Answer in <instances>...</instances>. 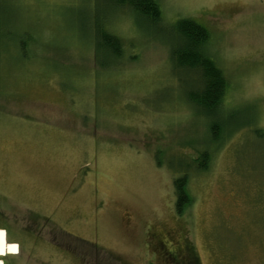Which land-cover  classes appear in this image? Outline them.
<instances>
[{
	"label": "rangeland",
	"instance_id": "374dc122",
	"mask_svg": "<svg viewBox=\"0 0 264 264\" xmlns=\"http://www.w3.org/2000/svg\"><path fill=\"white\" fill-rule=\"evenodd\" d=\"M157 2L152 24L109 0H0V228L26 242L4 264H164L189 244L201 264H264V0ZM183 18L207 28L226 74L220 119L255 121L221 144L187 102L196 78L173 67ZM99 24L123 42L107 67ZM184 171L193 201L180 216Z\"/></svg>",
	"mask_w": 264,
	"mask_h": 264
},
{
	"label": "trees",
	"instance_id": "16d2710c",
	"mask_svg": "<svg viewBox=\"0 0 264 264\" xmlns=\"http://www.w3.org/2000/svg\"><path fill=\"white\" fill-rule=\"evenodd\" d=\"M109 2L122 6L128 5L134 12L142 15L152 24H158L163 19L157 0H109ZM101 26L99 24L97 30L95 53L97 60L102 51L109 54L111 61L108 65L98 60L101 67H107L116 64L123 57V42L118 35L101 28ZM171 31L174 33V42L170 44L173 67L177 72L181 70V72L190 73L196 78L197 88L190 90L186 98L193 109L204 116L206 122L209 123L210 142H212L210 144H221L237 130L253 126L255 121L254 123L241 124L236 129H232L228 120H221L222 117L220 119V114L226 111L223 99L228 90V80L222 68L208 51L210 33L207 28L193 19L183 18L172 25ZM257 132L259 137L264 136L262 131L257 130ZM160 153L161 151H158L156 156L158 165L162 166L165 161L161 159ZM210 160L211 153L206 149L200 152L197 158L192 159V163L197 170H207ZM167 163L169 164V162ZM169 166L172 165L169 164ZM191 166V163L187 164L188 169ZM189 180L190 176L185 171L174 179L175 209L180 216L193 201L188 189ZM166 254L167 256L163 255L164 264H201L195 247L191 244L186 250Z\"/></svg>",
	"mask_w": 264,
	"mask_h": 264
},
{
	"label": "flooded vegetation",
	"instance_id": "af4514ba",
	"mask_svg": "<svg viewBox=\"0 0 264 264\" xmlns=\"http://www.w3.org/2000/svg\"><path fill=\"white\" fill-rule=\"evenodd\" d=\"M36 216H35V219L36 218H40V217H43L44 215H42L41 216V214L39 213V214H35ZM47 219V218H46ZM4 229L6 230V232H7V237H8V235H10V231L8 230V228H5L4 227ZM20 230H21V232H22V234H27V235H30L29 236V239H31V236H34L37 240H40L41 239V237L38 235V234H35V233H31L30 232V228L29 227H24V229H22V228H20ZM58 235H60V233H58L57 235H54V239L53 240H51L50 242H51V244L52 245H54L55 247H57L58 249L61 247V248H64V250L63 249H60V251H65L68 255H69V257L70 258H72V260H74V258H78V255H77V253H76V249L72 246V245H64V244H62L61 243V238H62V236L61 237H59L58 238ZM38 237V238H37ZM9 238H10V240L12 239L13 241L12 242H15V243H17L18 244V246H19V250L22 248V247H24L25 245H26V242H25V240L23 239V238H17V237H14V236H9ZM74 238H76V237H74ZM31 242L33 241V240H30ZM57 242V243H56ZM30 243V242H29ZM161 244V247H162V243H160ZM160 248H158V250H159ZM159 259V258H158Z\"/></svg>",
	"mask_w": 264,
	"mask_h": 264
},
{
	"label": "bare ground",
	"instance_id": "6f19581e",
	"mask_svg": "<svg viewBox=\"0 0 264 264\" xmlns=\"http://www.w3.org/2000/svg\"><path fill=\"white\" fill-rule=\"evenodd\" d=\"M19 246L15 242H8L7 232L4 228H0V264H4L1 259L2 256H8V254H19Z\"/></svg>",
	"mask_w": 264,
	"mask_h": 264
}]
</instances>
